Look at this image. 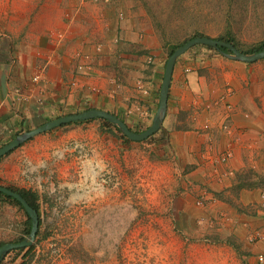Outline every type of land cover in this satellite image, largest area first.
Returning a JSON list of instances; mask_svg holds the SVG:
<instances>
[{"label": "crops", "instance_id": "0c3cea01", "mask_svg": "<svg viewBox=\"0 0 264 264\" xmlns=\"http://www.w3.org/2000/svg\"><path fill=\"white\" fill-rule=\"evenodd\" d=\"M110 5L0 0V145L85 108L116 113L134 128L152 124L168 56ZM161 129L167 156L185 171L184 186L202 187L222 208L221 218L231 222L244 256L255 264L264 251L263 188L240 190L236 201L246 207L243 212L219 194L234 196L235 177L245 169L264 178V59L246 63L206 47L188 50L175 63ZM39 139L36 143L47 138ZM230 144L234 157L228 165L216 167L207 159L208 148L219 154ZM12 155L0 161L9 175L18 171Z\"/></svg>", "mask_w": 264, "mask_h": 264}, {"label": "rangeland", "instance_id": "374dc122", "mask_svg": "<svg viewBox=\"0 0 264 264\" xmlns=\"http://www.w3.org/2000/svg\"><path fill=\"white\" fill-rule=\"evenodd\" d=\"M107 1L166 55L196 26L210 35L232 31L244 49L264 40V0ZM186 4L200 11L196 23L183 17ZM163 134L125 141L96 118L59 126L14 149L18 171L9 175L0 166V184L41 194V233L48 236L35 239L30 255L12 250L1 264H250L222 208L202 187L184 186L185 171L164 151ZM25 221L22 209L1 203L0 240L22 235Z\"/></svg>", "mask_w": 264, "mask_h": 264}, {"label": "water", "instance_id": "95a60500", "mask_svg": "<svg viewBox=\"0 0 264 264\" xmlns=\"http://www.w3.org/2000/svg\"><path fill=\"white\" fill-rule=\"evenodd\" d=\"M196 45L212 46L222 55L246 63H252L264 59V49L253 53H246L240 50L232 42H225L210 36H195L189 39L188 41H186L184 44L178 46L172 52V54L169 55L165 65V73L161 86L158 109L153 117L152 124L143 131H136L134 129H131L129 124L121 117H119L116 113L103 110L101 108H90V109L82 110L80 112L64 114L55 119L49 120L32 130L18 134L12 140L0 146V157L8 154L10 151L16 149L25 141L33 138L38 134L57 128L63 124L85 121L96 118L106 119L109 122L113 123L130 140L142 141L147 139L148 137L157 133L163 127V122L168 108V96L172 81V74L177 59ZM222 47H227L229 51L223 50ZM0 192H3L7 195L16 198L24 206L25 210L28 212V214L32 219V227H31L30 235L26 239L20 242H7L0 247V264H1L3 258L11 250L22 247H28L34 243L40 225V217L37 209L31 206L30 203L27 201V199L20 192H17L2 184H0Z\"/></svg>", "mask_w": 264, "mask_h": 264}, {"label": "trees", "instance_id": "16d2710c", "mask_svg": "<svg viewBox=\"0 0 264 264\" xmlns=\"http://www.w3.org/2000/svg\"><path fill=\"white\" fill-rule=\"evenodd\" d=\"M187 5V4H186ZM184 5L183 7L186 9L187 8V11L185 12L184 8H183V11L185 13H183V11H181V13H183V17L184 18H188L187 19V23L189 22V20L194 21V23H196L197 21L195 20V18L199 17L200 15V11H196V10H193L192 8H190L188 5L186 6ZM144 6L147 7L148 11L151 13V15H154V9L152 8V6L147 3H144ZM173 9H175V7H173ZM183 18V20H184ZM191 18V19H190ZM155 21V24L157 25H160V21L158 20V18H155L154 19ZM191 22L189 24H191ZM185 23V21H184ZM183 23V24H184ZM186 23V25H187ZM172 24V22L170 23ZM181 24V25H183ZM186 25H183L185 27H181V29H185L186 28ZM190 27V25H188ZM162 27V26H161ZM171 28V27H169ZM191 28V32L190 34L187 35V31H188V28H186L184 30L185 32V36L186 38L180 42V43H177L175 45H173L169 52H168V57L169 55L172 54V52L180 45L184 44L186 41H188L189 39L195 37V36H210V37H214V38H217V39H220L222 41H225V42H232L235 46H237L240 50L246 52V53H253V52H256V51H259V50H263L264 49V40L263 41H260L258 43H255L253 45H251V47L249 48H242L240 46V43L239 41L237 40V37L235 35L234 32L232 31H225V32H221L217 35H210L208 33H206L202 28H198L197 26L196 27H190ZM174 29V28H172ZM166 30V28H165ZM164 31V29H163ZM165 32V31H164ZM199 46V45H198ZM132 47L137 48V46L133 45ZM200 47H206L210 50H212L213 52H218L214 47L212 46H208V45H200ZM223 50L225 51H229V49L227 47H222ZM137 50V49H136ZM146 50L142 51L140 50L139 54H143L145 53ZM86 109H90V108H85L84 110ZM82 111V110H81ZM80 112V111H78ZM64 115V114H63ZM62 116V115H61ZM120 117V116H119ZM122 118V117H121ZM102 119V118H101ZM123 120H125L124 118H122ZM91 120H95V119H89L87 121H91ZM105 121H108L106 119H104ZM86 121V120H85ZM83 122V121H82ZM109 122V121H108ZM78 123V122H77ZM111 123V122H109ZM68 124H71V123H67V124H63L61 125L60 127H64V126H67ZM114 128L116 129L117 132L120 133V136L125 140V141H131L127 136H125L119 129L117 126H115L113 123H111ZM150 126V125H149ZM149 126H146V127H142V128H134L132 126L131 129H134L136 131H143L144 129H146L147 127ZM56 129V128H54ZM54 129H51V130H54ZM49 130V131H51ZM48 132V131H47ZM162 132V129H160L157 133H155L154 135L148 137L147 139L145 140H142L140 142H145L151 138H153L156 134ZM165 143H163L164 145ZM4 145V144H2ZM0 145V146H2ZM162 145V146H163ZM164 148V146H163ZM14 150L10 151L9 153L13 152ZM164 151H165V148H164ZM166 152V151H165ZM8 153V154H9ZM4 156L0 157V161L2 160ZM17 192H20L26 199L27 201L30 203L31 206H33L35 209H37L38 213H39V217H40V225H39V229H38V232H37V236H36V241L38 242L40 240V235L42 237H47L48 236V232H45V234L41 233V225H42V209H41V194L31 188H17L15 186H11V185H5ZM254 186H260L264 189V178L263 177H260L259 175H257V173L254 172L253 169L251 168H248V169H245L243 172L241 173H237L236 177H235V183L233 184L232 188H231V192L233 193L234 196H231V198H226L233 206H235L238 211L240 212H243V210H247L246 207L242 206L238 201H236V199H238V196H239V192L241 189L243 188H252ZM221 197H224L223 194H219ZM44 200L46 201L47 200V196L45 195L44 196ZM4 202H12V204H15L16 206H18L20 209L23 210V212L25 213V216H26V221L24 222V225L22 227V232L23 234L20 235V236H16L15 238L13 239H10V240H0V247L7 243V242H20L24 239H26L29 235H30V231H31V227H32V219L30 217V215L28 214V212L25 210L24 206L14 197L10 196V195H7L3 192H0V205L1 203H4ZM234 239V238H233ZM235 240V239H234ZM36 241L31 245V246H28V247H22V248H17V249H14V251H24L26 250L27 254L31 253L30 251L35 247V244H36ZM236 244V243H235ZM240 244V243H239ZM239 247V246H237ZM12 251V250H11ZM29 252V253H28ZM30 255V254H29Z\"/></svg>", "mask_w": 264, "mask_h": 264}, {"label": "built area", "instance_id": "2783aa9c", "mask_svg": "<svg viewBox=\"0 0 264 264\" xmlns=\"http://www.w3.org/2000/svg\"><path fill=\"white\" fill-rule=\"evenodd\" d=\"M122 14V13H121ZM38 76H35L34 79H37ZM109 81L113 84H115L116 87H119L120 83L118 81L117 78L113 77V76H110L109 78ZM138 86L140 88H144V83H142L141 80H139L138 82ZM214 151H215V148H208L206 150L205 153H207V159L213 163V165H215L216 167H219V166H226L228 165L231 160L233 159L234 157V148L232 146H227L222 152H220L219 154H214ZM233 173V170L229 169L227 171V174H231ZM261 197H262V204L264 206V189L261 190ZM197 202L201 205L204 203V200L202 198H199L197 200ZM256 237L255 235L251 236L250 240L253 241L255 240ZM255 264H264V251L262 252H259L256 256V263Z\"/></svg>", "mask_w": 264, "mask_h": 264}]
</instances>
